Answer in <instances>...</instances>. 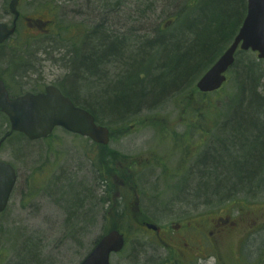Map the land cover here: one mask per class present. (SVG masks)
I'll use <instances>...</instances> for the list:
<instances>
[{
  "label": "rangeland",
  "instance_id": "rangeland-1",
  "mask_svg": "<svg viewBox=\"0 0 264 264\" xmlns=\"http://www.w3.org/2000/svg\"><path fill=\"white\" fill-rule=\"evenodd\" d=\"M105 1L108 8L123 9L112 15L114 23H125L131 10L143 9L145 6L152 7L155 12L148 14L140 22L142 29L155 32L157 25L172 20V17L174 18L182 10L195 13L191 8L197 5L200 0H21L19 11L24 16L36 19L46 11L53 10L52 15L55 17V24L58 28L66 26L79 28L86 21L84 13L88 10L104 9ZM10 2L11 0H0V19L6 23H11L13 19L8 10ZM79 5L80 7H78ZM82 8H85L83 12H76L77 9L82 10ZM62 10L71 11L72 16H67L69 21L57 16ZM240 17L239 14L237 19L240 20ZM137 22L139 23V21ZM32 34L35 35V32L32 30L26 32L23 27H20L18 37L15 40L13 37L9 42L36 46L44 41L43 36L41 38L39 36L28 37ZM237 63L238 68L228 73V81L218 93L205 97H201L197 93L194 94V88L200 79V77H196L189 87L185 86L165 103L141 111V115L137 117L124 116L122 118L124 120L120 119L122 121L109 124L105 122L115 133L107 149L99 148L86 138L57 129L51 140L32 143L30 148L25 146L29 148L30 159L24 160L19 158L16 149L23 150L24 144L22 143L26 142L25 144H27L29 141L25 140L24 142V138L21 136L10 137L3 144L0 160L10 163L16 168L19 180L7 214L0 216V229H6L3 235H0V253L3 254L0 264H7L15 257L16 229L23 228V230H28L30 235L33 234V240L43 247L49 262L79 264L105 230L116 226L125 231L128 244L124 252L112 256V264H168V253L157 246L155 239L137 227L138 221L133 216V209L141 210L142 208L145 212H150L152 216L148 214L153 218V221L164 228L173 222L169 213L162 214L160 219H156L154 216L158 206L156 199L162 198V204H165L178 196L179 193H174V188L181 191L188 179V176L184 177L183 172L181 176L178 172H185L187 169L185 165L178 163L183 154L179 150L177 142L172 145V139H177L185 130V124L193 117H198L201 112L205 113L209 127L219 122V119L216 118V107L220 110L221 107H224L227 110L229 99H237L239 96L235 78L236 70L245 69L250 82H253V78L257 77L260 86L256 91H261L264 96V62L258 60L257 54L246 52L238 55ZM42 65L46 66L45 63H41L40 68H43ZM56 70L55 67H47L44 69L43 76L45 78L40 75L34 77V75L24 86L17 85L16 80L11 78L9 73L5 74V78L9 82L7 86L13 95H23L27 92H37L52 81L59 84L60 73H57ZM38 78L45 79V81L40 82ZM17 81L22 80L17 79ZM248 95H244L243 100L248 99ZM232 105L235 106L233 103ZM193 108L199 110L194 113ZM257 116L261 118L260 115ZM98 117L102 121L105 120L101 113L98 114ZM142 121L146 124L143 125ZM248 121L251 124L253 119H248ZM163 122H169L171 125L166 126L162 124ZM5 123V117L1 116L0 140L9 129L8 124ZM248 127L250 128V126ZM236 144L238 148L241 147L240 142ZM193 145L194 153L197 152L196 157L203 149L198 147V141H193ZM204 146L205 144H203V148ZM172 147L174 148L172 149ZM153 153L162 158L165 166L156 164V157ZM262 154L263 152H261ZM126 158H129L130 161ZM195 159L191 157L189 160L188 170L195 164ZM119 160L126 163L127 161L132 162L134 166L143 162L150 165L144 166L143 164L139 168H135L134 172H130L131 185L126 187L123 186L125 174L121 171H112L114 167L111 163L113 161L118 163ZM147 160L149 161L147 162ZM228 161H230L229 157ZM253 161L256 162L255 166L257 167L259 162L255 161V158ZM124 162H120L117 165L118 168ZM261 162L264 163V159ZM241 163L244 161L242 160ZM229 164L231 162L226 164L225 170L229 168L231 170ZM251 168L253 167L251 166ZM25 183L29 185L27 191L23 190ZM71 183L80 185L79 196L75 197L68 189L71 188ZM66 186L68 188L64 190L63 187ZM119 190L124 192L127 198L121 204H115L111 194ZM88 193L96 199V204H89L88 201V205L86 204L87 198L85 199L84 196ZM107 193L109 194L107 195ZM136 194L139 196L138 206L131 203V197ZM263 195L264 193L254 195L251 190H248L237 196L239 200H236L238 205L236 208H233L232 204L223 203L225 206L220 205L219 195L215 196L213 202L209 201L210 205L189 208L196 212L208 211L209 216L213 218L218 217L221 213L229 215L230 218H236L238 209L246 208L252 212L250 215L252 227L246 236L233 238L224 247L226 264H236L237 262L238 264H249L251 260L258 262L264 257ZM106 200L109 201L107 205L104 204ZM177 203V201H173L175 208L178 207ZM86 211L88 217L85 219L88 220L91 217L94 219L93 224L87 226L82 220V215ZM75 212H77L76 215ZM121 212L122 214L119 216ZM68 217H70L69 221ZM71 218H76V221L72 222ZM123 227L130 228L131 231ZM30 259L31 256H28V260ZM205 263L202 261V264ZM206 264L218 263L210 257Z\"/></svg>",
  "mask_w": 264,
  "mask_h": 264
},
{
  "label": "bare ground",
  "instance_id": "bare-ground-1",
  "mask_svg": "<svg viewBox=\"0 0 264 264\" xmlns=\"http://www.w3.org/2000/svg\"><path fill=\"white\" fill-rule=\"evenodd\" d=\"M206 1L207 0H200L198 4H201V6L196 5L191 8L195 13L182 10L179 14H176L174 18L172 17V20L160 23V25L156 26L155 32L142 29V23L140 22L141 19L146 18L148 14L155 12L152 7L145 6L143 9L137 8V10H134L135 12L131 10V14L126 17L125 23L112 22V15L116 12L119 13L123 9L119 10L117 7H104V9L95 8L98 10H88L85 12L84 18L86 21L83 22L84 25L79 28L76 26L58 28V26L55 25L51 33L43 32L41 37L43 36L44 41L39 45L29 46L5 41L0 43V83L5 85L10 98L17 99L19 96H24L35 91L27 92L23 95H13L7 86L9 82L6 81L5 74L9 73L10 77L16 80L17 85L24 86L32 79V76H43L44 69L47 67H55L57 73H60L59 84L52 81L41 90L49 87L56 88L64 98L69 100L76 110L88 112L98 126L106 127L110 130L111 128H109L105 122L109 124L122 121L124 120L122 119L124 116H128L129 118L132 116L137 117L141 115V111L149 110L165 103L184 89L186 85L196 79V77H200L201 79L207 73L208 70L202 75L200 71L195 75L191 74V76H188L189 79L186 82L172 84V88L166 92H164V90L160 92L156 91V87L153 83L156 80H162V78H165L168 74L167 72L170 69L168 67L173 65L175 55L179 54L175 53V49L177 48L179 51V49L184 48V44L190 46L196 40L194 34L189 32L194 27L198 30L197 26L200 23L199 19L202 17L204 18V16L207 18L204 13L206 10L207 15L210 16V7L204 5ZM78 7H80V5ZM84 9L85 8H82V10L77 9L76 12H83ZM70 15L71 11L68 10H62L57 14V16L62 19ZM241 18L242 16L240 20ZM240 20L238 18V23ZM137 21H139V23ZM234 39L235 37L223 52L225 49L224 45L227 42L226 40L221 48H219L218 54L222 49L224 54L230 48ZM185 51L186 49L184 48V52ZM246 52L257 54L258 60L264 62V59H259L258 52H253L251 49L249 51H243L239 48L235 53V62L233 66L226 73L227 81L228 73L234 70L235 66L238 64V55H242ZM221 55L214 62V65L221 58ZM41 63H45L46 66L42 65L43 68H40ZM42 78H45V76ZM235 78L237 81V95L239 96L237 99H229L230 103H228L229 107L227 110L224 107H221V110L216 107V118L219 119L216 125L211 127L207 125L208 121L204 112L199 113L198 117H193L192 120H189L186 128L187 130H194L192 134L196 135L198 147L203 150L196 157L195 154L197 152L194 153L193 148H183L180 150L182 154H187L192 158H196L195 164L188 170V179L181 189L180 196L178 198H172L163 204L160 208V212H157L155 215L156 219H160L164 213L181 214L185 210H189V208H201L210 205L209 201L213 202L216 195H219L221 198L219 200L220 205L223 203L228 205L232 204L234 205L233 208H236L238 206L236 200H239L237 196L244 194L246 191L251 190L254 195L264 193V163L261 162L264 159V116L259 118L257 116L258 114L253 112V109H250L248 105L244 106L242 102L236 104L243 90H245L246 95V92H249L254 86L256 90L260 86V83L256 77V83L253 82L252 84V81L250 82L247 78L245 69H242V71L240 68L236 70ZM17 79L22 81H17ZM38 81H45V79L38 78ZM141 84H149L148 86H144L147 98L143 100L138 99L132 111L125 110L127 107H120L118 104L121 102V99H119L121 96L117 92L119 88L123 86H132V89H134ZM257 92L258 91H256V93ZM258 93L264 97L261 91ZM197 94H202L201 97L206 96V94L200 90L197 91ZM232 103L235 105L234 107ZM105 105L112 107L108 108V113H106L108 116L104 114L106 110H104L105 108H103V106ZM100 113L102 118L105 119L104 121L100 120L98 117ZM1 116L5 117L7 123L8 116L0 111V117ZM251 118L253 121L249 124L248 119ZM8 126V130L12 131V127L10 125ZM248 126H250V128ZM195 127L197 128L195 129ZM207 130L209 131V137L207 135L202 136L201 134H205ZM260 138H262L261 142L256 144V141ZM1 142L2 149L5 140L1 138L0 143ZM238 142H240L243 147L239 148L237 152L232 153L233 157L238 156V159L228 161L230 153L233 152L231 145L234 144V146H237L236 143ZM25 143H22L24 144L23 150L16 149L19 158L24 160L30 159L29 146L36 142L29 141V143ZM203 144H205L204 148ZM261 152H263L262 155ZM254 158L255 161L259 162L257 167L255 166L256 162L253 161ZM127 160L130 161L129 158ZM242 160L244 163H241ZM128 161L127 163L122 161L124 163L120 164L119 168L117 166L118 163L114 167V170L121 171L125 174L123 186L126 187L131 184L129 179L130 172H134L135 168H139L143 164L144 166L150 165L143 162L138 166H134L132 162ZM148 161L149 160H147V162ZM230 162L233 164L231 167L232 175L230 174V177L227 179L228 175L225 173V169L226 164ZM235 165L239 166L236 167ZM251 166L253 168H251ZM62 175L64 176V173ZM16 187L11 193L6 209L0 212V216L7 214ZM28 187L29 185L25 183L23 190L27 191ZM67 188V186L65 188L63 187L64 190ZM68 189L72 191L71 193L75 197L79 196V184L71 183V188ZM108 194L109 193H107V195ZM111 196L115 204H121L122 201L127 198L126 194L120 190L115 191ZM84 198H87L86 204L87 201L89 204H96V199H94L93 195L88 193ZM173 201L178 202L176 205L178 207L175 208ZM104 204H109V201H104ZM224 204L223 206H225ZM95 209L97 210V208ZM237 211L239 215L248 214L249 212V215L252 214V212L246 210V208L238 209ZM76 213L77 212H75V215ZM121 214L122 212L119 216H121ZM70 215L72 214L70 213ZM87 217L88 212L86 211L82 215L85 226L93 224L94 220L92 217L86 220L85 218ZM69 219L70 217H68V221ZM71 220L75 222L76 218H71ZM249 220V226H252L251 219ZM159 226L160 228L162 227L161 225ZM137 227L140 231L144 232L141 226L138 225ZM123 228L126 230L128 229L125 227ZM5 230L6 229L3 228L0 229V235H3ZM128 230L131 231L130 228ZM113 231H118L124 236V248H126L128 238L125 231L117 226L114 228H107L103 235L95 241L91 250L88 251L87 255L79 264H81L97 248L100 242ZM15 237V257L9 260L7 264H53V262L47 260L48 257L45 256V250L42 246L36 244L37 242L33 240V234L30 235L28 230H23V228L16 229ZM2 255L3 254L0 253V258ZM28 256H31L30 260H28ZM249 264H264V257L258 262H252L251 260Z\"/></svg>",
  "mask_w": 264,
  "mask_h": 264
},
{
  "label": "water",
  "instance_id": "water-1",
  "mask_svg": "<svg viewBox=\"0 0 264 264\" xmlns=\"http://www.w3.org/2000/svg\"><path fill=\"white\" fill-rule=\"evenodd\" d=\"M247 2V16L232 45L197 83V88L203 93L216 92L222 88L239 48L258 52L259 59H264V0ZM19 3L20 0H12L10 4V11L17 19L20 16ZM15 31L16 26L10 28L0 23V43L5 42ZM0 111L8 116L12 131L23 133L30 140L46 138L56 127H62L71 133L89 137L99 145L107 146L110 142L108 128L98 126L88 112L76 110L54 87L47 88L44 94H27L10 100L5 85L0 83ZM1 146L2 142L0 150ZM16 180L15 170L0 162V212L6 209ZM124 244V236L113 231L81 264H110L111 254L122 251Z\"/></svg>",
  "mask_w": 264,
  "mask_h": 264
},
{
  "label": "trees",
  "instance_id": "trees-1",
  "mask_svg": "<svg viewBox=\"0 0 264 264\" xmlns=\"http://www.w3.org/2000/svg\"><path fill=\"white\" fill-rule=\"evenodd\" d=\"M198 6H201V4H197ZM207 7H210L211 14L210 16L207 15V10L204 12L206 17L200 18L198 30L192 28L189 33L194 34L195 41L192 45L188 46L184 44V48L186 51L184 52V48L177 50L175 49V53L178 55H175L173 59V65H171L168 74L165 78H162V80H156L154 81V85L156 87V91H162L166 92L167 90L172 88V84L175 83H184L186 82L191 74L195 75L197 72H201V75L204 74L217 60V58L223 54V52L227 49L230 42L233 40L235 35L237 34L242 21L246 15V0H207L204 4ZM196 6V5H195ZM194 6V7H195ZM104 7H109L108 4L105 1ZM244 9V11H243ZM242 16V19L238 23V15ZM227 40L225 43V49L221 50V52L218 54L219 48H221L222 44ZM187 46V47H186ZM98 52V51H96ZM100 53V52H99ZM104 54V52H103ZM237 69V65L235 66ZM200 75V76H201ZM166 81V82H165ZM253 82L256 83L255 79L253 78ZM253 82H251L253 84ZM149 84H141L139 87L132 89V86H123L120 87L117 91L118 94H120L121 102L118 104L120 107H127L125 110L132 111L134 110L136 106V101L143 100L146 97L144 86H148ZM189 87V84L186 85ZM254 86V85H253ZM196 87L194 88V94L197 93ZM258 93V92H257ZM255 90V86L253 89H250L249 92H246L248 95V99H244L245 90H243V93L241 94L239 100L236 102V104L242 102L245 105H248L250 109H253L254 113H257L260 116H264V97H262L259 93L257 94ZM202 95V94H201ZM211 94H206V96H209ZM125 98V99H124ZM243 100V101H242ZM106 110L104 112L105 114L108 113V108H112L109 105L103 106ZM198 108H193L194 113L198 111ZM108 116V115H107ZM8 123V122H7ZM7 125V124H6ZM208 125V124H207ZM197 127H195L196 129ZM194 130H187L184 134H180L177 139L181 140L185 136H192L195 137L196 135H193L192 133ZM209 131L207 130L205 134H201L202 136L207 135L209 136ZM9 134V130H7L3 136ZM200 135V134H199ZM260 138L257 143L261 142ZM190 146H188L189 148ZM243 145L241 144L242 148ZM232 153H235L238 151V145L234 146L231 145ZM258 151L257 149H255ZM264 150V149H263ZM232 153L230 154L229 158L230 160L238 159L237 157H233ZM117 161V160H116ZM113 161L111 165L115 167L117 165V162ZM122 162L121 160H119ZM118 162V164L120 163ZM230 167H232L233 164H229ZM243 165V164H242ZM236 167L239 165H235ZM112 171L114 168H112ZM225 173L228 175L227 179L230 177L231 170L230 168L225 171ZM234 173V172H233Z\"/></svg>",
  "mask_w": 264,
  "mask_h": 264
},
{
  "label": "flooded vegetation",
  "instance_id": "flooded-vegetation-1",
  "mask_svg": "<svg viewBox=\"0 0 264 264\" xmlns=\"http://www.w3.org/2000/svg\"><path fill=\"white\" fill-rule=\"evenodd\" d=\"M54 18L51 11H46L36 19L21 14L18 24H24L26 32L41 30V32L51 33L56 25ZM138 198L136 194V199ZM162 206H158L155 215L160 212ZM170 214L176 222L171 224L169 229L161 227L160 234L147 230L146 225L154 224V222L146 212H139L138 217L139 226L153 234L158 245L163 246L166 252H169L168 249L171 250L170 264H202V261L207 260L210 248H213V251L215 250L221 258V253L229 240L246 232L250 225L248 219L250 212L234 221L222 214L216 218L210 217L208 211L185 210L181 214Z\"/></svg>",
  "mask_w": 264,
  "mask_h": 264
}]
</instances>
